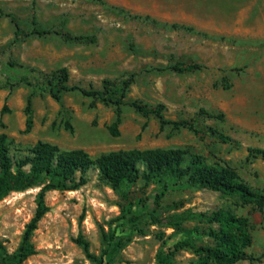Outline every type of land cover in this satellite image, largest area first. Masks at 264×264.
<instances>
[{"label":"rangeland","instance_id":"1","mask_svg":"<svg viewBox=\"0 0 264 264\" xmlns=\"http://www.w3.org/2000/svg\"><path fill=\"white\" fill-rule=\"evenodd\" d=\"M0 12V134L13 160L31 155L39 143L59 152L81 149L92 159L179 148L210 164L229 165L264 194V158L251 152L264 151V0H0ZM33 25L89 39L29 35ZM176 63L204 68L158 70ZM62 69L69 86L86 90L103 91L104 82L118 85L134 75L117 136L109 130L114 105L78 91L63 93L59 102L49 95L48 84ZM29 97L32 125L26 130ZM130 101L162 105L167 120L194 121L201 132L160 127L155 116L135 112ZM207 127L228 140L206 133ZM85 177L77 190L46 192L48 211L31 237L35 254L22 264H97L75 242L79 236L102 264H158L161 257L162 264H197L191 250L171 253L172 246L184 239L196 247L211 245L191 232L206 225L187 222L185 231L176 232L141 216L151 208L161 211L160 218L218 209L247 217L252 236L247 253L260 260L237 264H264V208L186 183L171 186L153 206L149 197L161 190L154 180L139 178L113 190L94 167ZM40 188L0 200V254L1 248L7 253L18 248Z\"/></svg>","mask_w":264,"mask_h":264},{"label":"trees","instance_id":"2","mask_svg":"<svg viewBox=\"0 0 264 264\" xmlns=\"http://www.w3.org/2000/svg\"><path fill=\"white\" fill-rule=\"evenodd\" d=\"M1 14V12H0ZM14 22L17 33L20 31L18 24ZM34 24V23H33ZM55 34L67 42H79L88 40L85 36H76L69 33L41 29L33 25L29 35L43 36ZM198 63L168 65L159 71H172L176 73L195 72L203 69ZM131 75L118 85L104 82L103 91L89 89L67 84L68 76L64 69L59 71L57 81L48 84L47 92L57 102L65 92L78 91L86 97L97 98L104 103H110L116 107V120L110 127L112 135L117 136V126L120 121L121 106L133 81ZM133 110L144 117L155 116L160 127L172 125L175 129L185 128L194 133H199L194 121H169L164 117L162 105L150 108L138 101L127 103ZM31 99L26 102V130L32 125ZM5 107L2 109L4 112ZM201 116L211 117L209 113L201 112ZM206 133L217 137L222 141L228 138L211 127L205 129ZM6 135L0 134V200L10 192L21 191L30 187L40 186L36 198V209L33 217L27 223L22 240L13 253H7L1 248L0 264H22L26 259L35 254L31 243L33 232L37 229L38 222L48 211L44 198L47 191H74L86 183V172L94 167L102 180L113 190L120 189L125 184L136 182L139 178L144 181L154 180L161 184V190L155 191L149 200L157 206L163 194L171 187L179 183H186L192 187H200L223 196L237 197L241 204H253L257 210L264 208V194L253 190L244 183L235 169L229 165H214L208 163L200 155H191L179 148L155 149L145 151L116 152L100 155L92 159L81 149L59 152L55 146L48 143H39L31 152L23 158L13 160L8 153ZM256 155L264 158V151L251 150ZM26 168H28L26 170ZM78 175V178H77ZM161 211L153 208L142 212L141 216L149 218L155 224H165L176 232L185 231L183 224L196 222L204 224L206 228L194 227L193 233H201L212 242L211 245H199L196 247L187 239L180 240L172 246V252L189 249L197 256V264H237L240 261H259L247 253L252 244V236L249 230L247 217L238 216L228 211L218 209L211 212L184 211L180 214L169 215L160 218ZM75 242L82 247L85 256L92 262L102 264L90 253L89 244L81 236ZM161 257L158 264L165 262Z\"/></svg>","mask_w":264,"mask_h":264}]
</instances>
